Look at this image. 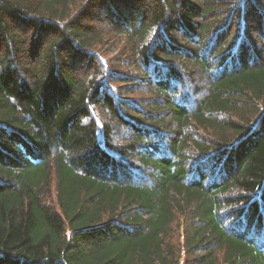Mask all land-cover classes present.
Wrapping results in <instances>:
<instances>
[{
  "label": "trees",
  "instance_id": "obj_1",
  "mask_svg": "<svg viewBox=\"0 0 264 264\" xmlns=\"http://www.w3.org/2000/svg\"><path fill=\"white\" fill-rule=\"evenodd\" d=\"M0 264H264V0H0Z\"/></svg>",
  "mask_w": 264,
  "mask_h": 264
},
{
  "label": "rangeland",
  "instance_id": "obj_2",
  "mask_svg": "<svg viewBox=\"0 0 264 264\" xmlns=\"http://www.w3.org/2000/svg\"><path fill=\"white\" fill-rule=\"evenodd\" d=\"M115 53H116L115 51L112 52V54H115ZM109 54H110V53H109Z\"/></svg>",
  "mask_w": 264,
  "mask_h": 264
},
{
  "label": "bare ground",
  "instance_id": "obj_3",
  "mask_svg": "<svg viewBox=\"0 0 264 264\" xmlns=\"http://www.w3.org/2000/svg\"><path fill=\"white\" fill-rule=\"evenodd\" d=\"M40 52V51H39Z\"/></svg>",
  "mask_w": 264,
  "mask_h": 264
}]
</instances>
